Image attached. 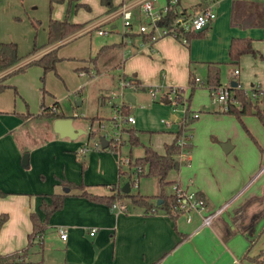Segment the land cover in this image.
Here are the masks:
<instances>
[{
  "label": "crops",
  "instance_id": "0c3cea01",
  "mask_svg": "<svg viewBox=\"0 0 264 264\" xmlns=\"http://www.w3.org/2000/svg\"><path fill=\"white\" fill-rule=\"evenodd\" d=\"M98 1V13L94 16L98 20L94 24H98L96 25L98 30L106 31L101 25L109 23L110 30H112L116 27L114 19L118 16L115 15L113 18L109 8L100 0ZM124 1L131 0H112V5L117 8ZM231 1H214L216 16L207 27L202 29L207 33V29L210 28L208 36L204 39L191 38L187 43H182L175 38L164 37L148 45L144 43L142 35L135 34L129 45L120 42L124 45L122 48L124 58L119 63L121 64V74L135 76L140 90H145L146 85L148 87V84L158 81L159 68L165 71L162 73L164 78L161 79L166 82V87L172 85L187 87L185 85L188 84L189 74L193 73L199 75L202 85H206L208 88L205 83L207 63H218L220 77L223 65L231 64L226 51L231 38L250 37L251 45L257 54L253 56L250 53H244L240 56L237 63L240 69L236 78L238 81L240 80V84L258 85L264 90V27L241 28L232 25L230 23ZM79 2L86 10H90L85 0H79ZM211 2L212 0H178V5L180 8L186 9L187 12L193 13ZM21 4L20 0H0V16L6 13L14 15L20 10ZM63 4L65 2L54 3L53 6L63 8ZM134 14L135 21H137L138 12L134 10ZM50 17L60 19V16H55V14L53 16L51 12H49L48 19ZM71 21L87 23V21L79 19H71ZM89 29L82 26L76 32L59 41L40 47L46 42L45 40L40 46H37L40 48L35 53L2 71L0 76L54 47H57V53L61 57L59 61H70L74 70L83 72L82 67L87 58H93L91 62L96 68L97 55L113 48L116 42L112 41L113 44L101 45L96 52L99 53L95 57H92L93 54H89L90 51L87 52L86 49L78 51V48L82 49L83 47H77L75 42L82 38ZM5 30L0 26V41H14L8 38V34H3ZM69 43H73L74 50L69 54L63 53L62 47ZM201 44H207V47L201 49ZM127 46L130 47V51L127 50ZM219 46L220 53H217L215 50ZM122 49L120 50L122 51ZM137 58H140V61L131 65V62ZM125 62L130 64L128 73L123 70ZM234 67L236 66H232V69ZM55 69L56 65L52 70ZM15 74L5 78L4 83L7 86L0 91V190L3 191L0 193V214L6 215L0 226V254L20 250L27 245L28 234L32 229L30 212L34 211L40 218H43L44 212L40 209V204L49 202L51 193H63L64 197L61 208L48 217L47 227L43 234L42 249L39 250L38 247L35 249L33 247L35 245H33L29 248L23 261L11 264H264V216L258 220L251 231L243 233L239 230L241 221L244 220L242 224L247 223V217L262 208L258 202H249L251 198L262 193L264 164L259 161L262 156L258 158L254 153L255 155L247 159V162H243L239 154L229 155L226 160L227 163L231 160V163L225 164L223 167V177L226 181L223 180L222 184H219L217 179H213L214 174L217 176L218 170L210 175L213 184L204 183L201 177L198 179L195 161L190 165V170L194 171L191 175L192 178L185 181L183 188H181L175 173L179 172L184 162L178 169L169 171L166 179L173 181L168 183L172 190L169 192L165 190L166 193H172L174 185L188 192H199L204 201L206 212L228 203L210 225L201 224L200 214L194 211L190 212L189 220L184 214L174 212L169 214L163 210L146 214L141 207L133 205L128 200L120 201L125 204V210H114L110 208V203L93 197L110 195V185L115 184L121 188L122 184L127 181L119 175V169L122 170V163L118 161L120 154L118 157L112 149L103 148L101 151L97 149L86 151L83 153L86 158H78L80 143L77 139L83 131L81 130L74 138L60 136L53 130L52 121L54 118L50 121V118L44 115L43 110L57 102L65 115L64 117H71L73 125L80 130L78 122L74 121V117L71 115L73 112L65 111L51 92L53 98L51 102L45 103L43 100L37 108H31L32 105L22 103L20 98L15 99L9 94L11 90L15 94L19 92L23 100L27 98L26 93L17 88ZM43 74L45 73L43 72ZM124 90L128 92L125 93ZM124 90L125 99L128 93H133L132 89ZM44 91L46 90L44 89ZM109 97L111 104L115 105L113 97L110 95ZM132 98L134 103L126 99L134 106L130 108V111L135 110V103L138 99L136 93L132 95ZM80 103L81 101H79ZM163 103H168V101ZM190 110L194 109L190 107ZM215 113L220 116L224 114L230 116L229 114H231L217 111ZM182 115L180 116L182 117ZM180 116L176 113L170 114V122L175 123L172 128L169 127L170 123L165 124L160 119L162 126L167 128L160 129L166 132L164 136L167 138L162 140L161 150L150 143H143L141 144L142 153L137 154L136 157L143 154L146 144L151 145L158 153H163L164 145L175 137ZM248 118L247 115L243 117L246 121L249 120ZM32 121H36L44 127V134H40L41 141L28 145L30 134L27 132V126ZM135 123L136 120L131 125L137 131V144H139V133L143 131L141 130L143 128L136 126ZM152 130L147 132L151 134ZM227 135L229 134L222 133L220 135L222 140L219 146L223 153L231 152L236 145L234 140ZM191 139L192 131L190 142ZM226 141L230 146L224 150L222 143ZM137 144H129L130 148L126 153L131 152L132 154L131 146ZM190 144L192 150L194 144L192 142ZM260 145L262 147V143ZM191 150L189 148V160L193 161V155L190 157ZM24 151L29 152L26 165L21 162ZM215 153L217 157L221 154ZM44 155L45 161L51 163L49 168L44 167ZM158 193L142 192L145 195ZM58 227L66 228L65 239L59 237ZM92 227H95L96 230L93 234H89ZM254 237L253 243L250 244L249 239Z\"/></svg>",
  "mask_w": 264,
  "mask_h": 264
},
{
  "label": "rangeland",
  "instance_id": "374dc122",
  "mask_svg": "<svg viewBox=\"0 0 264 264\" xmlns=\"http://www.w3.org/2000/svg\"><path fill=\"white\" fill-rule=\"evenodd\" d=\"M85 1L90 7V10H86L82 6H80L81 8L79 6L76 8L74 3H72L70 12L68 14L70 20L79 19L82 21H87V23L83 24V26L90 28L87 32H85V34H83L82 38H79V40L75 42L77 47H83L82 49L78 48L77 50L85 51L86 49L87 52L90 51L89 54H93L92 57H95L99 53L96 52L101 45L105 43L113 44L111 43L112 41L116 42L114 43L115 45H113L114 49L109 48L101 55H97L96 68H94V64L91 62L93 58H87L85 60L86 63L82 67L84 69L83 72L81 70H74L71 62L67 60L59 61L56 64L55 70H48L45 72V74H43L39 65L32 64L28 66L25 71L20 73L18 72L14 75V79L17 82V88H19V90L22 92H25L27 95L26 100L22 99L23 97L19 92L18 94H15V92L11 90L9 94L12 95V97L14 96L15 99L20 98L22 103L32 105L31 108H37V106L39 107V104H41L43 100L45 103H50L53 99L51 93H53L55 99L60 102L65 111L68 110L69 112L74 113L71 115H73L74 121L78 122L80 130L83 131L80 133L77 139L80 143V146H78L79 156L77 157L81 159L85 157L79 151L82 146H87V152H89L94 149L93 144L96 138L99 136H107L109 137L106 138L110 141V145H113L119 149V152L114 151V153H116L118 157L120 154L122 171L125 172L122 175L123 178H125L127 181H129L128 179L136 180L137 172L142 171L140 165L137 163L135 164V159L137 158L136 155L142 153L141 144L150 143L161 150L162 140L166 137L164 136V133L166 132L161 131L160 129L167 128L162 126L160 119L168 121L170 123V128L174 127L173 125L175 123L170 122L169 120L170 114L176 113L178 116H180L183 114V107L181 105H172L169 102L163 103L164 101L158 99L154 100V102L151 98L148 89L149 86H158L160 88V93L164 92L167 88L166 82L161 79L164 78L162 77V73L165 72L161 68L158 69V81L148 84V87L146 85L145 90H140L137 83L135 86L138 88L136 87L137 89L134 91L132 89V95H135L136 93L138 97L137 103H135V110L132 109L130 112V108L134 107L133 105H130V107L123 105V112L133 114L136 120L135 125L143 128L141 129L143 131L139 133V144L131 146L132 154L131 152L126 153L130 148V142L128 140L130 131L128 132V128L130 126L133 128L131 135L134 138L136 137L138 140L137 131L134 126L125 123H122L121 126L118 125V128H115L117 121L113 115L116 105L111 104V98L109 97V95L112 96L113 101L116 104H119L123 100L118 84L119 74L121 73L120 66L118 68V64L124 58L122 49L124 48V45L120 43L122 42L123 21L120 16L116 17L114 19V24L116 27L112 30H110L109 23L102 24V28H104L106 31L103 35H99L98 29L96 27L98 24H94L95 21L98 20L94 16L98 13L99 1ZM165 1L166 0H159L161 4ZM20 2H22L21 8L17 13L15 12L14 15L6 13L0 16V26L4 30L8 26L3 34H8V38L13 39L17 43V52L20 55H25L26 58L29 56V51L33 46H40L46 40V22L49 12H51L53 16L55 14V16H60L59 18H62L64 16L66 4L62 5L63 8L61 6H56L55 8L54 5L52 10H49L48 0H20ZM135 11L137 10L135 9ZM110 12H112L111 16L114 18V13L117 12V8L113 7ZM37 20L39 22H37ZM208 30H210V28L207 29V33L205 32L204 35L193 37V39L200 40L206 38L208 36ZM135 34L138 33H129L130 40ZM166 37L170 36H165V38ZM206 47L207 44L200 45L201 49ZM129 48L130 47L127 46V50L130 51ZM120 49H122V51ZM73 50V43L66 44L61 49L63 53L67 54ZM215 51L220 53V46L217 47ZM136 61H140V58L133 60L131 65H134ZM124 66L125 69L123 67V70L128 73L130 69L129 62H125ZM232 66L234 65L229 63L223 65L220 71V81L222 85H226L232 80ZM235 66L240 69L238 64H235ZM196 71H198V69H196ZM127 76L129 77V75ZM236 80L238 79L236 78ZM241 85L245 88L250 86V84ZM172 86L182 87L178 85ZM185 86H187V89H185V100L187 105L190 87L188 84ZM44 89L46 91H44ZM209 89L211 88H207L206 85H196L190 97L189 108L191 107L194 109L198 115L192 121V127H189L190 134L192 131L191 142L194 144L192 150L189 143H183L181 145V147L185 149H189L190 147V157L193 155V161H185L181 165L179 172L175 173L181 188L185 186V181L188 178H192L191 175L194 171L190 170V165L192 162L194 163V161L195 170L198 174L197 178L200 179L201 177L206 184L214 183L210 179V175L213 172L215 173L216 170H218V174H216L217 176L214 174L213 179H217L219 184L223 183V167L225 164L228 165V163H231V160H229L228 163L226 160L229 155L233 156L235 154H239L241 159H243V162H247V159L256 154L258 158L259 156H262L261 160L259 161L264 164V149H261L262 147L264 148V125L262 122L255 115L250 116V114H245L249 116V120L246 121L243 119L245 115L239 119L234 114H229L230 116L225 114L220 116V114L215 113L216 111L222 112L223 110L219 109L218 104L211 102ZM127 92L128 91H125V93ZM79 101H81L80 104ZM138 105L141 107L138 108ZM194 110L190 111L195 112ZM250 117H252L253 120ZM181 120L182 117L180 118L179 122H181ZM36 121H32L27 126V132L30 134L28 145L41 141L42 137H40V134H44V127ZM148 130H152L153 132L149 134L147 132ZM177 132L178 131L176 130L175 136L177 135ZM186 132L187 129L185 127L178 134L177 140L185 139ZM89 133H91L92 136H89ZM222 133L229 134L227 136L231 137V139H233L236 144L235 148L229 153H223L219 146V143L222 140L220 137ZM117 134L119 135V138H115ZM260 143H262V147ZM102 149L103 148H99L97 150L101 151ZM107 151L110 150L107 149ZM215 152H219L221 154L217 157ZM25 153H28L29 155L28 151H24L22 154ZM186 157H189V153H186ZM45 160L46 157L44 155V167L47 166V168H49L51 163H47ZM131 165L133 167H131ZM157 180L158 178H156V176L143 175L138 179L137 184L139 183V185H134V180L131 181L130 189L132 192L139 191L141 193L147 192L148 194H151L152 192L158 193L161 191V189L159 188ZM170 186V184H166L163 189L164 192L165 190L167 192L171 191L172 189ZM173 191H175L174 186ZM116 200L127 201L128 199L125 198L120 200L119 198H116ZM33 247L37 249L36 245Z\"/></svg>",
  "mask_w": 264,
  "mask_h": 264
},
{
  "label": "trees",
  "instance_id": "16d2710c",
  "mask_svg": "<svg viewBox=\"0 0 264 264\" xmlns=\"http://www.w3.org/2000/svg\"><path fill=\"white\" fill-rule=\"evenodd\" d=\"M49 2V10H51L54 3H63L65 2L66 8L64 12V16L60 19L50 17L47 23V40L46 42L40 46L45 47L51 45L64 37L76 32L79 30L84 23L73 22L69 19V12L74 3L75 7L81 6L82 3L79 0H48ZM100 2L106 5L109 10H111L114 6L112 5V0H100ZM179 4V3H178ZM180 12H187L184 8L174 7L168 9L167 13L164 16L163 21L160 23L169 25L170 21ZM38 22V20H37ZM230 23L234 26H238L241 28L259 26L264 27V1L260 0H232L231 1V11H230ZM205 34V30L199 31H191L187 34L188 40L193 37H198ZM145 38V36H143ZM40 47L33 46L29 51L28 55L35 53ZM229 62L233 65L237 64L239 58L244 53H250L253 56H256L257 51L251 45L250 37H233L229 42V46L227 49ZM27 56V55H26ZM25 58V55H19L17 53V46L14 41H0V73L15 64H17L20 60ZM61 60V57L57 53V47L50 48L45 51L39 57L35 59H31L28 62L18 66L15 69L3 74L0 76V91L6 88L7 84L4 83L5 78L8 75L15 74L18 72H23L26 68L32 64H37L42 67L43 72H47L48 70H52L55 68L56 63ZM121 66V64H118ZM208 70L205 77V83L209 88H213L215 86L220 85V77H219V67L218 63H207ZM97 71V70H96ZM125 76V74H122ZM193 73L189 74L188 83L190 85V92L188 95V103L186 105L184 111V117L181 122H179L177 135L173 138V140L164 145V152L158 153L155 151L151 145L146 144L143 148V154L135 159V164L137 163L142 168V171L137 172V178L143 175H153L158 178V183L161 191L155 195H145L140 192H123L121 188L115 184L110 185L111 194L110 195H102V196H94L93 198H97L105 201L106 203H112L116 198L123 200L127 198L130 203L133 205L139 206L143 209V212L146 214L152 213L154 211L163 210L169 214L178 213L177 206L179 204L180 198L176 195V191L172 193H165L164 186L169 182L166 179L168 173L172 169H178L181 165L182 161L178 159V153L180 151V145L177 142L178 134L181 132L183 128L189 132V127L192 121L194 120L191 117L189 101L190 97L193 93L195 85L193 84ZM130 81L137 84L138 80L135 76H131ZM237 85L233 87V97L237 100L238 104L228 103L227 108L222 112L234 114L237 118L241 119V116L244 114H253L256 115L260 121L264 124V90H255V95L253 97H249L245 95L244 90L238 80H236ZM179 105V104H178ZM53 108L55 110H53ZM44 115L50 119L56 117H64V113L59 107V104L55 102L48 109L43 110ZM131 112V111H130ZM131 125V124H128ZM133 128L130 126L128 128L129 133V142L130 144H137V138L131 135V131ZM190 134V132H189ZM191 135V134H190ZM89 136H92L89 133ZM190 143V142H189ZM191 145V144H190ZM106 148L111 149L110 145ZM190 148V147H189ZM131 167H133L131 165ZM142 172V174H141ZM124 171L119 169V175L122 176ZM129 185L131 186V181L134 179H128ZM0 193L3 191L0 190ZM198 197H202L199 192H195ZM63 193H51L49 202H42L40 204V209L44 212L43 218H40L39 215L32 211L30 212V220L32 223L31 232L28 234V242L27 245L20 249L7 254H0V264H11L23 261L25 256L27 255L29 248L33 245H36L38 249H42L43 246V234L47 227L48 217L51 213L61 208L63 203ZM157 200H160L158 203ZM249 202H258L262 208L251 213L247 217V223L242 224L241 221L239 226V230L243 233L251 231L254 225L258 222V220L264 216V184L262 188V193L259 196L251 198ZM6 215L0 214V226L4 221ZM254 238L249 239V243L252 244Z\"/></svg>",
  "mask_w": 264,
  "mask_h": 264
},
{
  "label": "built area",
  "instance_id": "2783aa9c",
  "mask_svg": "<svg viewBox=\"0 0 264 264\" xmlns=\"http://www.w3.org/2000/svg\"><path fill=\"white\" fill-rule=\"evenodd\" d=\"M214 1L212 0L211 3L207 4L200 10L190 13V12H180L170 21L169 25H165L160 23L163 21L165 14L167 13L168 9L178 7V0H166L164 3H160L158 0H131V1H124L120 3L117 7V12L114 15L120 16L123 21V30H122V43H129L130 35L129 33L137 32L138 34L145 36L144 43L150 45L156 40L170 36L179 40L182 43L188 42L187 34L191 31H199L204 27V25H208L216 16V12L214 9ZM264 1V0H260ZM137 10L138 17L137 21H135V14L134 10ZM141 18V20H138ZM165 20V19H164ZM99 34H104L105 31L103 29L98 30ZM239 74V68L234 67L231 70V77L232 80L236 81V76ZM131 76H123L121 73L118 78V84L120 87L122 101L119 104L115 103V111H114V118L117 121V125L115 128H118V125L121 126L122 123L125 124H133L135 121V117L131 113H124L123 112V105H127L130 107L131 103L124 99L123 90L124 89H135L137 84L130 81ZM193 84L201 85L202 80L199 75L193 76ZM188 86L190 87L189 83ZM244 90L245 95L249 97H253L255 95V90H263L258 85H251L248 88L242 87ZM149 94L151 98L158 99L162 101H168L172 105H181L183 107V115L186 108V94L185 89L187 87H177V86H169L167 89L160 93V88L158 86H149ZM233 86L230 85V82L226 85H218L211 89H209V95L212 103H216L219 105L220 110H224L227 108L228 103L237 105V100L233 97ZM181 100V102H180ZM175 107V106H174ZM53 110H55L53 108ZM74 114V113H73ZM191 117H197L198 113L191 112ZM162 121L167 124L168 121L162 119ZM115 134V133H113ZM105 138L107 136H104ZM99 138V137H98ZM96 138L93 144L94 149L101 148V144L99 139ZM109 138V137H107ZM106 138V139H107ZM115 138H119L117 134ZM191 135L189 134L188 130L185 134V139H178L177 142L180 145V151L178 153V159L182 162L189 161V157H186V153H189V149H185L181 147L183 143L190 142ZM108 140V139H107ZM108 145H110V141L108 140ZM190 144V143H189ZM113 151L119 152L117 147L110 145ZM87 146H82L80 148V153H85L87 151ZM120 162V158L118 160ZM138 178L134 179V185H137ZM176 195L180 198L179 204L177 206V212L180 214H184L186 219L189 220L190 212L194 211L200 214L201 216V224L203 225H210L212 220L221 213L224 207L228 204H224L221 207H218L212 211H205L204 209V201L201 197H198L195 192H188L184 189L178 188L174 185ZM110 208L118 211H122L126 209L124 203L114 200L110 204ZM96 228H90L89 234H93ZM59 237L61 239H65L67 236V230L64 227H58L57 229Z\"/></svg>",
  "mask_w": 264,
  "mask_h": 264
},
{
  "label": "water",
  "instance_id": "95a60500",
  "mask_svg": "<svg viewBox=\"0 0 264 264\" xmlns=\"http://www.w3.org/2000/svg\"><path fill=\"white\" fill-rule=\"evenodd\" d=\"M207 27V24L204 25L202 29ZM200 29V30H202ZM230 85L235 87L237 85V82L235 80L230 81ZM126 99L129 100L131 103H134V100L132 98V93H128L126 96ZM52 127L53 130L58 133L62 137H69V138H74L76 137L81 130L76 128L73 123H72V118L71 117H56L52 121ZM99 141L101 144V148H106L108 146V140L104 136H99ZM228 146H230L229 142H223L222 143V148L224 150H227ZM22 164L26 165L28 163V155L25 153L22 157L21 160ZM68 190V188H66ZM121 190L125 193L130 191V185L129 182L126 181L122 184ZM160 200H157L156 202L158 203Z\"/></svg>",
  "mask_w": 264,
  "mask_h": 264
}]
</instances>
